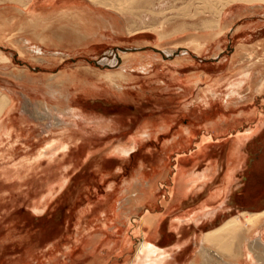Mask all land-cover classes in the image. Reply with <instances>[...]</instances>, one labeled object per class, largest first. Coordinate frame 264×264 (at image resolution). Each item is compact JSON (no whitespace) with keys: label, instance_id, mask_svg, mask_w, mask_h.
I'll use <instances>...</instances> for the list:
<instances>
[{"label":"rangeland","instance_id":"1","mask_svg":"<svg viewBox=\"0 0 264 264\" xmlns=\"http://www.w3.org/2000/svg\"><path fill=\"white\" fill-rule=\"evenodd\" d=\"M221 2L114 0L92 15L95 37L74 21L13 37L0 16V91L14 104L0 119V264H264L258 248L205 241L244 210H264V1H234L222 27L206 29ZM126 53L155 58L127 70ZM66 73H77L73 85L59 83ZM181 160L190 176L215 169L183 199ZM240 223L246 244L264 243V218ZM153 225L167 254L140 250Z\"/></svg>","mask_w":264,"mask_h":264},{"label":"bare ground","instance_id":"2","mask_svg":"<svg viewBox=\"0 0 264 264\" xmlns=\"http://www.w3.org/2000/svg\"><path fill=\"white\" fill-rule=\"evenodd\" d=\"M2 1H6V0H0V3H4ZM9 1H11L13 4H16L17 6H14L12 8L9 6L2 8V10H0V16L5 17L4 21H1L2 22V29L8 30V28H9L8 26H13L16 28V30H14L11 34L13 37L21 34V32L25 33V29L27 26H32L33 28L36 29V27H38L39 25L40 26H50L51 23H54L57 21H63V22L64 21L65 22L74 21L78 26H80L79 30L81 31L82 34H84V36L95 37L97 35V28H98L97 24H100L101 22H95L97 19H94L92 17V15H97V12L102 11L101 8H99L98 6H107V7L112 6L114 0H107V1H105V0H91V2H93L94 5H97L96 7L94 5L88 3L86 0H9ZM234 1H237V0H222L220 9H218L216 12L212 13L214 16L216 14V19L211 18L209 21H207L205 23L206 29H209V27H212V24H214V23L217 24V27L221 28L222 24H223V19H221L222 17H220V16L223 14V11H226L227 6L234 5V4H232ZM262 1H264V0H262ZM107 2H109V3H107ZM19 15H24L25 20L19 19V18H21ZM206 31H208V30H206ZM23 37H25V36H23ZM17 41L23 42L25 44L24 47H27V48H29V45L32 44V42H30L26 39H22V38H20V40L17 39ZM17 41H15V42H17ZM26 42H28V43H26ZM44 49L45 48L39 44V45L34 46L31 50L33 52L36 51L37 53H43ZM56 49H58V48H56ZM166 52H171V51L166 50ZM64 54H63V56H64ZM125 55H126V57H124V58L126 59V61L124 62L125 65L123 66V69H127V70L130 68L131 69L135 68V69L144 70V71L148 70L147 65L154 62V58H155V57L149 56L146 59L141 60L139 57L137 58L136 56L131 57L130 56L131 53L130 54L126 53ZM122 57H123V55H122ZM117 58H119V57H115V59H112L110 61V63H114ZM107 61H109V60L107 59ZM24 74H25L24 76L26 78L31 77V75H29L28 73L27 74L24 73ZM24 76H22V77H24ZM77 76H78L77 73H66L59 80V83L61 85H67V83H69V84L72 83V85H73V83H75L77 81V78H78ZM115 77H117V75L113 74V73H110L109 75L106 76V78L109 80L110 83L114 84L115 86H117L119 88L120 85L117 84V82L119 80L116 82ZM120 78L122 80L126 79L127 75L125 73H121ZM80 82H81V80H80ZM85 82H87V81H85ZM61 85H58V87ZM260 85L263 86V83H261ZM85 86H87V85H85ZM76 87H78V86H76ZM48 88L50 90V93H52V94L61 93V91H59L60 88H58L56 91L52 88L51 85ZM66 88H67V86H66ZM80 89H82V88H80ZM96 91L93 89V87L90 86V87H86L84 89L83 93L85 95H89V94H92ZM11 96L9 94L3 92V91H0V119H1V115L4 114L13 103V99H12L13 96L12 97ZM201 101H202V99H201ZM58 110H60V109H58ZM37 112H39V111L38 110L35 111L34 114H37ZM50 115H51V111L48 110L47 114H43L42 117L43 116L49 117ZM129 150H130V148H124V147L119 149V151L122 153H126ZM150 194H151V189H149V188L144 189L141 192L140 196L137 198L138 202L141 203L142 201H144V199L149 197ZM242 216L247 220L248 224H254L259 219L264 218V210L261 212L243 211L240 214L235 215V216L231 217L230 219H227L219 227L208 232L205 236V241L210 242L211 244H217V245H219L221 247H225V248H230V246L233 245V243H237L239 245L240 249L242 248L244 250V253L247 250V246L250 245L253 250H254V248H258L257 249V250H259V253L257 254L258 259L261 261H264V243L262 241L251 240V242L249 241L248 244H246L244 242V239L242 240L243 232L247 228L246 225H243L240 223ZM147 249H149V252H152V250H150L151 246L147 245V243H145V242H142L140 250H142V252L143 251L146 252ZM226 264H229V263H226Z\"/></svg>","mask_w":264,"mask_h":264},{"label":"crops","instance_id":"3","mask_svg":"<svg viewBox=\"0 0 264 264\" xmlns=\"http://www.w3.org/2000/svg\"><path fill=\"white\" fill-rule=\"evenodd\" d=\"M243 57V56H242ZM201 150V149H200ZM204 152V153H203ZM228 153H229V150H228ZM203 154H206V151L205 150H202V151H198V152H196L195 154H193L192 155V158H193V160H194V163H197V161H198V159H200L201 158V156L203 155ZM188 158V157H187ZM186 159V158H185ZM212 162V161H211ZM213 163V162H212ZM240 164V162L238 163V164H236L235 166H234V170L232 171V174H231V176L230 177H227L226 176V174H227V172H226V174L224 175V177H223V179H222V182H223V184L222 185H220L213 193H211L210 195H209V198H208V201H206L204 204H205V206L204 207H206V205H208L207 203H210V202H212V201H209V200H211L212 198H218V197H222L224 194H225V192H226V190H227V188H228V185H227V183L228 182H230V180H232V178L234 177V171H235V167H237L238 165ZM211 165V164H210ZM212 166V165H211ZM210 166V167H211ZM178 167H180L181 168V170L183 171V175L184 176H186L187 178H180V188H179V197L181 196V195H184L185 193H186V191H187V193H186V195L185 196H183V197H181V199H183V198H185V197H187V196H189V192H190V189H192L194 186H195V183L196 182H198V180L199 179H208L209 178V176H210V174L212 175L214 172H212L213 170H215L214 169V167L212 166L211 168H210V171H209V169H207V170H205V171H203V172H201V174H197V175H193V176H190L191 174H193V173H189L188 171H190V169H188L187 167H185L184 165H183V161L181 160V162H179V166ZM177 167V168H178ZM181 170H179V172L181 173L182 171ZM178 172V173H179ZM207 172H208V174H207ZM190 176V177H189ZM206 177V178H205ZM197 180V181H196ZM189 181H191V182H189ZM192 181H195V182H192ZM177 182V181H176ZM175 186H178V183H176V185ZM175 189H176V187H175ZM150 196H151V194H150ZM149 196V197H150ZM148 198V197H147ZM146 198V199H147ZM180 199V200H181ZM144 201H145V199H144ZM144 201H142V202H144ZM137 202H138V200H137ZM141 202V203H142ZM139 203V202H138ZM264 209V208H263ZM245 211V210H244ZM182 220H184V219H182ZM181 221V220H180ZM149 223V222H148ZM152 226V225H151ZM153 231H155L156 232V234H157V236L155 237V238H152L149 242H150V244H152L151 245V249L150 250H152V252L154 253V251H157L158 249H161L160 247H158L157 246V244H156V242H155V240L159 237V234H158V232H159V230H158V225H153V228H152V230L148 233V234H153ZM154 248V249H153ZM161 250H164V249H161ZM165 252H166V254H167V251L166 250H164ZM160 252V251H159ZM156 254H158V253H156ZM164 260H165V258H164ZM164 260L162 259H160V261H159V263L158 264H164Z\"/></svg>","mask_w":264,"mask_h":264}]
</instances>
